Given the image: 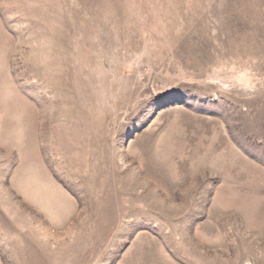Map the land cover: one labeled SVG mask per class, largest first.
<instances>
[{
	"label": "rangeland",
	"instance_id": "1",
	"mask_svg": "<svg viewBox=\"0 0 264 264\" xmlns=\"http://www.w3.org/2000/svg\"><path fill=\"white\" fill-rule=\"evenodd\" d=\"M0 264H264V0H0Z\"/></svg>",
	"mask_w": 264,
	"mask_h": 264
}]
</instances>
